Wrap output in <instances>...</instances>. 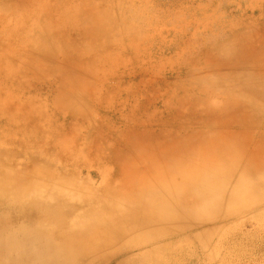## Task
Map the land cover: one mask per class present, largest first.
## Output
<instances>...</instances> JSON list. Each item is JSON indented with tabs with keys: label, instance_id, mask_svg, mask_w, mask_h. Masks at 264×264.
<instances>
[{
	"label": "rangeland",
	"instance_id": "rangeland-1",
	"mask_svg": "<svg viewBox=\"0 0 264 264\" xmlns=\"http://www.w3.org/2000/svg\"><path fill=\"white\" fill-rule=\"evenodd\" d=\"M1 7L0 163L19 171L22 167H42L51 158L47 169L54 174H62L64 167L68 170L65 175L90 180L96 188L105 184L103 171H112L110 159L116 158L122 148L144 151L207 143L203 133L216 130L231 141L235 139L242 150L240 159L247 156L252 162L255 173L236 176L250 185L241 199L250 202L246 206L221 204L217 214L223 221L195 226L194 219H183L175 213L168 221L171 226L142 230L81 264H264V175L259 171L264 170V67H260L264 63V0H0ZM259 36L262 42H256L255 50L241 47L243 41ZM227 52L232 56L243 54L235 69L219 61ZM229 131L241 133L231 136ZM72 152L82 154V159L65 164L59 154L69 156ZM205 157L194 155L193 164L206 161ZM84 162L92 165L83 166ZM200 179H195V184L211 180ZM227 181L232 183L227 194L234 196L236 183ZM221 200L223 203L219 195L212 197V203ZM69 201L76 208L84 206L74 198ZM8 211L13 209L1 208L0 213ZM80 212L78 209L76 214ZM215 212L211 209L206 214L212 218ZM14 220L42 226L25 217ZM74 228L68 226L70 232Z\"/></svg>",
	"mask_w": 264,
	"mask_h": 264
},
{
	"label": "bare ground",
	"instance_id": "bare-ground-1",
	"mask_svg": "<svg viewBox=\"0 0 264 264\" xmlns=\"http://www.w3.org/2000/svg\"><path fill=\"white\" fill-rule=\"evenodd\" d=\"M100 1L98 0V3H100ZM54 2H55V0H54ZM44 4H46V3H44ZM109 4H111V3H109ZM25 6H26V3H25ZM62 6H64V4ZM22 7H23V4H22ZM67 7H69V6H67ZM3 8L1 7V9H0L1 12H2ZM31 10H32V8H31ZM96 10H98V8ZM4 12H5V9H4ZM55 12H56V10H55ZM88 14H90V13H88ZM109 14H110V12H109ZM128 14H130V13H127V15ZM71 15H73V14H71ZM19 16H20V14H19ZM49 16H51V15H49ZM44 17H45V15H44ZM87 18H89V17H87ZM112 18H115V17L112 16ZM11 20H12V18H11ZM95 20L97 21L96 18H95ZM66 21H69V20L67 19ZM12 23L13 22H11L10 24H12ZM29 23H31V22H29ZM32 23H33V21H32ZM4 24H6V23L4 22ZM14 24H16V23H14ZM19 25L21 26V24H19ZM63 26H65V25H63ZM130 26H132V25H130ZM22 27H23V25H22ZM28 27H30V26H28ZM28 27H26V28H28ZM64 28H66V27H64ZM17 29H19V28H17ZM67 29H68V27H67ZM74 29H73V31H75ZM199 30H201V29H199ZM23 31H25V30H23ZM71 31H72V29H71ZM95 31H97V30H95ZM197 31H198V29H197ZM0 32H1V30H0ZM77 32H78V30H77ZM136 32H138V31H136ZM124 34H125V32H124ZM50 35H49V37H50ZM92 35H93V32H92ZM87 36H89V35L87 34ZM87 36H85V37H87ZM130 36H131V34H130ZM102 37H104V36H102ZM112 37L113 36H111L110 38H112ZM261 38H263V37L259 36L253 41H249V42L243 41V43L241 44V47L243 46V48L246 49L247 51L248 50L253 51L256 49V42H257V44L262 42ZM4 39L6 41V38H4ZM113 39H114V37H113ZM194 39H196V38H194ZM50 40H51V38H50ZM85 40H87V39L85 38ZM104 40L102 42H104ZM41 41H40V43H41ZM206 47H207V45H206ZM11 49H12V47H11ZM12 50H14V49H12ZM6 51H4V52H6ZM15 51L17 52V50H15ZM27 52H29V51H27ZM7 53L10 54V52H6V54ZM56 53H57V51H56ZM231 54H233V53L230 52L228 54V52H227L225 55L223 54L224 56L219 58V61L222 63V65H225V67H227L230 70L236 68L237 60L240 59V57H242V55H243V54L242 55H236L235 54L234 56H232ZM59 56H62V55H59ZM81 56H83V55H81ZM17 57H19V55ZM58 60H60V59H58ZM14 62H16V60H14ZM55 63H57V62H55ZM191 63H192V61H191ZM71 64H72V62H71ZM192 64H195V63H192ZM13 65H14V63H13ZM72 67H74V66H72ZM84 67H85V64H84ZM260 67H262V70H263L264 63L262 65H260ZM85 68H83V69H85ZM110 69L112 70V68H110ZM65 72H67V71H65ZM94 72H95V70H94ZM92 73H91V75L88 74L89 77L93 76ZM96 74H97V71H96ZM73 75L75 76L76 74H73ZM13 76H11V77H13ZM15 76H18V74ZM74 76H72V77H74ZM94 76H96V75L94 74ZM79 77H81V76H79ZM96 78H98V77L96 76ZM80 79L78 78V80H80ZM226 80H228V78ZM7 81H8V79H7ZM3 82H5V81H3ZM202 83H204V82H202ZM216 85L217 84H215L214 87H216ZM0 86H1V84H0ZM208 87H210V86H208ZM211 88H212V86H211ZM84 89H87V88L85 87ZM228 89H229V87H228ZM5 91H6V89H5ZM84 91H86V90H84ZM84 91H83V94H84ZM192 92H193V90H192ZM231 92H233V91H231ZM16 93H18V91ZM162 93H164V92H162ZM8 94H10V93H8ZM238 94H239V92H238ZM66 97L68 98L69 96H66ZM76 97L79 98V96H76ZM67 98H66V100H67ZM28 99H29V101L31 100L30 98H28ZM31 102L32 101H30V103ZM2 103H4V102H2ZM28 103L29 102H27V104ZM88 103H89V101H88ZM228 103L229 102H227V105H228ZM230 103H231V101H230ZM81 106H83V105H81ZM232 106H234V105H232ZM248 106H249V104H248ZM223 107H225V106H223ZM258 107L259 106L257 105V106H255L254 109H256ZM29 108H31V107H29ZM244 108H245V106H244ZM241 109H242V107H241ZM210 111H211V109H210ZM223 111H224V109H223ZM189 112H191V111H189ZM23 116H25V115L23 114ZM171 117H173V116L171 115ZM10 118H12V117H10ZM185 118H186V116H185ZM50 121H49V123H50ZM91 121H92V119H91ZM180 122H182V121H180ZM197 122H198V120H197ZM201 123H202V126H205L206 122L202 121ZM208 123H209V121H208ZM17 124H19V123L17 122ZM187 124H189V123H187ZM177 125H179V124H177ZM14 126H16V125H14ZM14 126H12V127H14ZM49 126H50V124H49ZM55 126H56V124H55ZM211 126H213V125H211ZM78 127H80V126H78ZM23 128H24V126H23ZM208 129H209V127H208ZM36 131H37V129H36ZM229 132H230L229 134L231 136L234 134L236 136V135L241 133V131H238V133H236L234 131L233 132L229 131ZM54 133H52V134H54ZM74 134L76 135V133H74ZM203 134L207 135V138L206 137L204 138L207 143H205V142H202L201 144L200 143H194L191 145H187L185 147H179V146L178 147H176V146L169 147L168 146V147H163V148H156L155 150H152V149L144 150L142 148V150H144V151H141L140 148L134 149V148L125 147V148L120 149V151L118 152L119 154H115L116 158L112 157L110 159L111 164H112L111 165L112 171L107 172L105 169L103 171L104 175L102 176V178H103V180L106 181L105 184L101 187H96V188L93 186V182L91 183L90 180L81 181L79 178L72 179L69 175L68 176L65 175V174H67L68 170L64 167L62 168V172H63L62 174H61V172L54 174L56 172H53L52 170L47 169V166H49L48 164H51L53 161V159H51V158H47L46 159L47 164H43L42 167L34 165L33 163L35 161H31L30 162L31 165L33 164L34 166H30L27 168L22 167V169L19 171L14 170L10 164L0 163L1 164L0 165V210H1V208L2 209H13L12 212L8 211V212L0 213V264H81L87 258L96 257V255L99 256L102 252H104V250L106 248H108L114 244H119L120 242L124 241L125 238H128L130 236H134L142 230H146V229L149 230L150 229V231H151L153 228L155 229V227H157V226H171V224L168 223V221L171 220V217L172 218L175 217L174 216L175 213L180 214L181 218H183V219H194L193 222L195 223V226H207L210 223H214V222L219 223V222L224 220V218H220V216L217 214V212H218L217 210H219V207H221L220 206L221 204L225 205L228 203L229 204L233 203L235 205L238 204L240 206L248 205L250 202L249 199L246 201H243V202L241 201V199H242V196H244V193L250 189V185H246L242 179L238 180L236 178V176L240 177L243 175V177H244V176H250L251 174L255 173L254 169L250 165V163H252L251 160L247 156H244L243 159H240V156L242 154V150H239L238 144L234 141L235 139L233 141H231V139H229L227 136L225 137V136L218 134L217 130L215 132L203 133ZM143 135H145V134H143ZM146 135H148V133ZM101 136H103V135H101ZM123 138L125 140V137H123ZM146 138H147V136H146ZM71 139H73V138H71ZM180 139H183V138L181 137ZM62 141H61V143H62ZM65 141H64V143H65ZM138 141H140V140H138ZM19 142H20V140H19ZM55 142H56V140H55ZM13 143H14V141H13ZM43 143L44 142H42V144ZM62 145L64 146L65 144H62ZM108 145H111V144H108ZM130 145H132V144H130ZM139 145H140V143H139ZM145 145H146V143H145ZM71 147H73V146H71ZM58 148H59V146H58ZM83 149H84V146H83ZM2 150H3V148H2ZM102 150H103V147H102ZM17 151H19V150H17ZM31 152H32V150H31ZM196 154H199V155L206 154V156H207V158L205 157L206 161H202V162L197 161L199 164H193V157ZM59 155H60V157H63L65 164L71 163V162L73 163V162H75V160L78 161V163H79V160L82 159L81 158L82 154H78V153H74V152H72L71 155H69V156H65L63 154H59ZM21 158H20V162H21ZM122 161H124L125 163L121 164ZM98 162H100L99 159H98ZM209 162H211V163H209ZM30 163H29V165H30ZM91 165H92L91 163H85V162L83 164V166H88V167H90ZM212 165H214V167H212ZM15 171H17V172H15ZM259 171H262L261 176L264 175V170H259ZM103 172H102V174H103ZM167 172H170V173H167ZM171 172L173 173V175L171 174ZM117 177H119V179H116ZM200 178L204 179V180L205 179H211V180H208V181L205 180L204 184H202V185L195 184L197 181L195 179H200ZM227 180H233L236 183V185H235L236 186V189H235L236 194L234 193V196L233 195L229 196L227 194V191L231 188V184H232V183L228 182ZM226 181H227V184L225 183ZM97 186H99V185H97ZM82 193L87 194V197L81 198L80 195ZM151 193H153L154 195L150 196ZM75 195H76V197H75ZM218 195H219V197L220 196L223 197V203H222V200L220 202L212 203V197L218 196ZM72 197L74 198L75 202L84 203V206H79L76 204L78 207L77 208L74 207L72 204L69 203L70 202L69 200L73 201ZM80 207H82V208H80ZM78 209L82 210V212L76 214ZM211 209L213 211H216L215 212L216 215L215 216L212 215L213 216L212 218H211V215L206 214V211L208 212V210H211ZM177 210L179 211L178 213L176 212ZM161 215L163 217H166V218L162 219ZM227 215H230V214H227ZM12 217H15V218L25 217L26 219L34 221V223H37L38 225H42V226H28V225H25L23 221L18 224V222L16 220H14L15 218L12 219ZM68 226L69 227H75V228L72 232H70L68 230ZM127 243H131V242H127Z\"/></svg>",
	"mask_w": 264,
	"mask_h": 264
}]
</instances>
